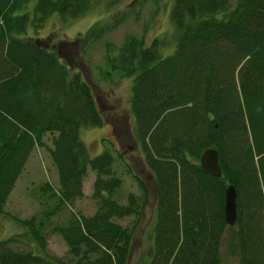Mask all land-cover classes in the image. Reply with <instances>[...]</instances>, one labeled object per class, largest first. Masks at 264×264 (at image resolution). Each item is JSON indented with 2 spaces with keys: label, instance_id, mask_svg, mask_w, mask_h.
I'll use <instances>...</instances> for the list:
<instances>
[{
  "label": "trees",
  "instance_id": "1",
  "mask_svg": "<svg viewBox=\"0 0 264 264\" xmlns=\"http://www.w3.org/2000/svg\"><path fill=\"white\" fill-rule=\"evenodd\" d=\"M98 3L0 0V215L47 134L54 136L49 152L60 183L58 190L41 185L43 211L17 220L37 253L13 250L20 240L12 238L0 249V264H129L150 189L140 181L141 198L129 195L128 205L115 199L123 184L115 156L106 150L91 157L80 137L82 128L105 125L92 87L58 52L27 38L55 14L76 20ZM170 14L178 34L172 55L162 56L161 41L146 46L134 36L107 52L114 73L134 78L136 138L155 177L151 264H220L231 227L229 186L237 192L238 218L229 230L240 264H264V0H173ZM94 33L91 42L101 39ZM210 149L219 153L220 178L202 170ZM89 170L97 175V211L84 216L71 207L84 197ZM129 217L136 218L133 227L118 222ZM51 235L66 242L67 260L47 253Z\"/></svg>",
  "mask_w": 264,
  "mask_h": 264
},
{
  "label": "rangeland",
  "instance_id": "2",
  "mask_svg": "<svg viewBox=\"0 0 264 264\" xmlns=\"http://www.w3.org/2000/svg\"><path fill=\"white\" fill-rule=\"evenodd\" d=\"M30 4L28 10L32 8ZM84 16L64 21L53 15L37 32L30 29L27 38L41 41L52 51L58 52L63 61L77 69L92 87L99 110L105 119L102 128H82L80 137L91 157L108 150L115 156L114 168L122 180V186L115 196L121 205H128V196L141 198L140 181L146 183L151 197L146 205L143 220L138 226L129 264H151L155 252V231L157 200L155 177L148 169L140 142L136 138V121L131 114V93L134 78H121L111 70L107 62L108 48H120L128 37L143 38L145 45L154 40L162 43L163 57L174 53L178 34L171 22L173 0H121L108 5V0H99ZM94 30L100 38L91 42ZM92 32V33H91ZM91 33V34H90ZM57 136V134H54ZM54 136L45 135L44 146L37 147L5 207L0 215V249L5 242L19 238L11 248L19 253L33 250L36 243L29 239L24 227L17 220H27L40 214L44 207L39 191L41 185L50 183L60 188L59 174L50 155ZM119 155L122 156L120 159ZM96 173L89 170L84 181V197L71 207L72 211L92 216L97 211V202L92 198ZM53 206V203H50ZM68 211L56 220H64ZM136 218L118 220L124 226L133 227ZM229 227V228H233ZM229 228L222 237L220 264H240L237 239ZM68 247L60 235L48 238L47 253L54 258L68 259ZM37 255V254H35ZM34 255V256H35Z\"/></svg>",
  "mask_w": 264,
  "mask_h": 264
},
{
  "label": "water",
  "instance_id": "3",
  "mask_svg": "<svg viewBox=\"0 0 264 264\" xmlns=\"http://www.w3.org/2000/svg\"><path fill=\"white\" fill-rule=\"evenodd\" d=\"M201 167L206 174H210L216 178L222 176L219 161V153L217 150H207L201 158ZM237 192L234 186H229L226 191V222L229 226H234L237 222Z\"/></svg>",
  "mask_w": 264,
  "mask_h": 264
}]
</instances>
